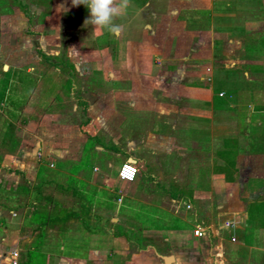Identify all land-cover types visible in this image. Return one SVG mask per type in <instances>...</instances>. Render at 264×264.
I'll list each match as a JSON object with an SVG mask.
<instances>
[{"label": "crops", "instance_id": "obj_1", "mask_svg": "<svg viewBox=\"0 0 264 264\" xmlns=\"http://www.w3.org/2000/svg\"><path fill=\"white\" fill-rule=\"evenodd\" d=\"M8 6L0 9V80L8 84L0 96V264H13L14 251L19 264H264V209L249 211L264 205V48L251 46L264 30V0H131L113 34L127 40L122 68L88 69L102 83L88 88L65 63L51 68L44 53L11 47L16 29H29L30 9ZM94 32L95 40L109 33ZM96 44L111 60V46ZM244 105L260 115H239ZM128 159L140 170L134 182L118 176ZM149 159L175 181L147 192ZM138 202L179 220L190 213L195 223L142 230L134 237L145 249L136 251L122 222H135L128 209Z\"/></svg>", "mask_w": 264, "mask_h": 264}, {"label": "rangeland", "instance_id": "obj_2", "mask_svg": "<svg viewBox=\"0 0 264 264\" xmlns=\"http://www.w3.org/2000/svg\"><path fill=\"white\" fill-rule=\"evenodd\" d=\"M8 5H16L19 6L21 9H23L24 7H29L30 9V12L27 14V16L30 18L29 29H16L12 36L13 40L16 41V44L11 47L15 49L16 52L23 49V52L26 51L29 55H32L33 57L35 55L40 56L44 53V58L50 57L49 60L44 59V64L47 62L51 66V68L53 64L57 65L56 63H58V65H60L61 62L65 63L66 67H69L73 70L72 74L75 77L74 80L76 82L80 81L79 84L82 83L81 86L83 85L84 88H88L90 86H99L102 84L101 79H98L97 76H94L96 72L90 74L87 71L88 69H99V67H103L105 65L104 62H107V64L118 66L119 70L122 68L120 67L123 64L121 58L127 51V45L125 43L126 37L123 35L122 38H118L117 36L108 33L99 35L98 38L95 40L94 38L96 34H94L95 32L93 27L91 25H85V20L90 14L88 8L85 7V5L82 4V7L77 9L76 12L72 11L73 9L70 8V0H0L1 10L11 11ZM35 8H39V11H34ZM53 9L54 12H51ZM49 17H51L52 19L49 20ZM125 17L126 16L123 15L122 17H119V19L123 21ZM17 23L19 24V22ZM37 24H40V26H38ZM42 32L48 37L44 38V41L41 43L40 40L37 38L38 35H40V33ZM29 34L33 36L30 37ZM256 35L258 38H254L256 39V41L252 40L251 46L255 49L264 48V30L258 31ZM93 40L97 41L96 43H106L111 46V50L113 52L111 54V60L107 61V57L105 56V58L102 60L101 56L104 54L106 55L105 49L99 48L100 46L93 42ZM17 42H19L21 45H18ZM57 53H60L59 56L54 57L53 54ZM4 55L6 54H3V56ZM87 57L89 58L87 59ZM5 62L6 61L0 62V69ZM91 62H93V64L89 65V63ZM69 68L67 69L69 70ZM80 73L82 74V76L79 75ZM24 78H28L30 81L32 79V77L29 76H25ZM145 79L146 81H149L150 77H146ZM231 79L233 78L231 77ZM51 80L52 76L48 74L44 82L47 85H50L52 84ZM252 80L249 79V85H252ZM7 85L8 84H6L5 79L0 80V96H3L5 94ZM117 85L121 84L118 83ZM225 85L226 86L224 87L228 90L232 89L237 94H242V89H240V87L237 88V86H234L230 83H226ZM217 87L220 88L221 86L217 84ZM13 95L14 94H12L11 96L13 97ZM262 95H264V93H262ZM257 96L258 94L256 92H251L248 97L250 100L255 101ZM79 97L80 95L76 96L77 99H79ZM252 113L253 115H260V112L252 111L250 108H248L247 106L245 107L244 105L243 108L240 109L239 115L244 114L245 116L248 114V116H250ZM9 114L10 112L8 111L6 115ZM0 117H2L0 120L5 119L3 111L2 114H0ZM260 117L264 120V113H262ZM250 126L251 125H249L248 127ZM249 131L255 132V125H253V127H250ZM262 139H264V133ZM224 143L231 144L233 142L226 140L224 141ZM261 146L264 148V141H262ZM146 166L148 168V172L146 173V180L147 187L149 188L147 192H149L152 187H158L157 184L159 183L163 184L164 182L166 183L169 181H175L170 178L164 180L160 178V175L156 172V169L158 167H155L153 165L152 160L149 159L148 161H146ZM115 172H117V169H115ZM162 184H160L159 186H162ZM167 187H169V190L170 188H172L171 184H167ZM172 195H178V192L174 191ZM131 201L132 203L134 202L132 199L130 200L129 198H125V205H128ZM137 204L139 205H133L132 209H128V218H132L135 222L124 221L122 222V224L125 228L123 232L125 239L132 243L133 239L135 238L136 244L134 245V249L139 252L144 251L145 240H143L142 238L141 241L140 236H137V240L134 236L141 235L142 230L168 231L169 229L176 228L179 225H183V227H190L192 223H195V217H193L190 213L186 215L187 219H183V217L181 216V219L179 220L177 219V217L172 216L168 211H161L156 205L144 204L142 202H138ZM129 207H131L130 204ZM258 208H261L263 210V203L252 204L250 206L249 211L253 213L254 211H256L254 209ZM116 223L118 222H112L110 220H108L107 222L108 226L114 229H117L119 226L116 225ZM75 249H77V251H82L84 248L80 243H77L75 245ZM29 257L32 258V255H30Z\"/></svg>", "mask_w": 264, "mask_h": 264}, {"label": "clouds", "instance_id": "obj_3", "mask_svg": "<svg viewBox=\"0 0 264 264\" xmlns=\"http://www.w3.org/2000/svg\"><path fill=\"white\" fill-rule=\"evenodd\" d=\"M85 5L89 16L85 25H91L94 30H107L109 33L119 35L122 26L115 20L126 14L131 0H72L73 6Z\"/></svg>", "mask_w": 264, "mask_h": 264}, {"label": "built area", "instance_id": "obj_4", "mask_svg": "<svg viewBox=\"0 0 264 264\" xmlns=\"http://www.w3.org/2000/svg\"><path fill=\"white\" fill-rule=\"evenodd\" d=\"M221 95H224V93H222ZM38 156L42 158V152H39ZM51 166L53 167L54 164H51ZM139 172L140 170L137 163L131 159H128L121 165L118 176L122 181L134 182L137 179ZM190 208L191 206L189 205L188 209ZM195 235L197 237H204L206 235V230L202 227H199L195 230ZM12 255L14 257L13 264H19V252L14 251Z\"/></svg>", "mask_w": 264, "mask_h": 264}, {"label": "water", "instance_id": "obj_5", "mask_svg": "<svg viewBox=\"0 0 264 264\" xmlns=\"http://www.w3.org/2000/svg\"><path fill=\"white\" fill-rule=\"evenodd\" d=\"M172 257H164V259L166 260V259H171ZM169 264V263H168Z\"/></svg>", "mask_w": 264, "mask_h": 264}]
</instances>
